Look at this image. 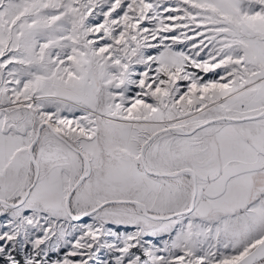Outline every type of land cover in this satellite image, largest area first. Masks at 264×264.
Masks as SVG:
<instances>
[{
	"label": "snow or ice",
	"instance_id": "6c2138e0",
	"mask_svg": "<svg viewBox=\"0 0 264 264\" xmlns=\"http://www.w3.org/2000/svg\"><path fill=\"white\" fill-rule=\"evenodd\" d=\"M0 264H264V0H0Z\"/></svg>",
	"mask_w": 264,
	"mask_h": 264
}]
</instances>
